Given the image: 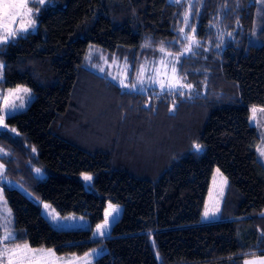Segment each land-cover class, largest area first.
Instances as JSON below:
<instances>
[{"label": "trees", "instance_id": "trees-1", "mask_svg": "<svg viewBox=\"0 0 264 264\" xmlns=\"http://www.w3.org/2000/svg\"><path fill=\"white\" fill-rule=\"evenodd\" d=\"M35 9V28L0 44V89L32 92L0 128L4 174L28 194L4 189L15 243L62 257L103 250L91 264H236L264 254V190L250 166L258 137L247 122L249 106L264 107V0L191 3L186 23L199 46L177 61V77L192 85L183 95L121 89L90 68L125 61L131 82L141 64L180 54L183 2L45 0ZM85 135L102 146L80 142ZM213 167L226 179L219 219L201 223ZM36 200L87 226L54 228ZM106 201L120 214L92 238Z\"/></svg>", "mask_w": 264, "mask_h": 264}, {"label": "rangeland", "instance_id": "rangeland-1", "mask_svg": "<svg viewBox=\"0 0 264 264\" xmlns=\"http://www.w3.org/2000/svg\"><path fill=\"white\" fill-rule=\"evenodd\" d=\"M168 1L174 2V0H168ZM179 1L185 4V11L183 13L184 25L181 28L183 29V32H180L179 34L181 38V44L179 45L181 49L180 54L171 55L169 53H161V55L155 61H149V62L141 64L139 68L137 69V71L135 72L134 79L131 82L128 81V75H127L128 64L125 61H118L116 59H112V60L100 59L101 56H98L97 59H100V61L97 60L95 62V65L91 64L90 68L99 74L105 75L108 79H110L111 81L119 85L121 89L132 90V91H137V92H146L148 90H152V88H156V92H157V91H162L160 87V82L163 81L165 84V88L163 90L169 91L168 85L170 83L176 84L177 80H179L176 73L173 74L172 72V65L173 63H175V66L177 69V61H178L179 55L188 53V51H185V49L189 46L191 42V38L193 37L191 29L187 28L185 15L187 14L188 16L189 12L187 10L189 9V7L191 6V3L194 0H179ZM26 3H27V7L31 8L33 15H34V12L36 11L35 7H33V4H35L36 6H41L38 3V0H26ZM13 11H16V10H13ZM24 11H26V9ZM33 15L32 16H27V15L19 16L18 15L15 21H13L11 18H5L3 20V23L7 24L9 30L16 29L17 33H19V29H21L23 26L28 25V21L30 19L33 20ZM29 29L33 30L34 28H31L29 26ZM5 32L6 30L0 27V35H4ZM185 37H188V39L186 40ZM11 39L12 38H10V40ZM195 46L196 44H191V49L193 50ZM92 50H96V48L89 45L86 51L87 57L89 58L93 57L92 54L97 55V53L92 52ZM162 60L165 63H161ZM0 77H1V63H0ZM138 77L143 81V83L138 82ZM121 80H124L125 84H127L128 87L121 86L120 84ZM179 83L182 84L180 80H179ZM133 84L136 85L135 89L131 87ZM18 88L28 89L29 91L27 93H24L23 91L14 92V90ZM188 89L189 91H191V88H188V87L180 88L179 91H183V90L185 91ZM31 98H32V92L26 86L17 85L14 87L1 88L0 89V116H4L5 118L6 116L12 113L25 109V107L30 102ZM20 104H23L24 106L22 108H17L14 111H9V109L13 105L18 106ZM253 109H255V111H253ZM247 122L248 124L254 126L256 135L258 137V140L254 147V156L250 158V166H251L252 171L256 175L262 189L264 190V107L249 106ZM0 128H6V127H4V125H0ZM10 130L11 132L15 134V131L13 129H10ZM88 137L89 136L85 135V140H82V139H78V140L93 148H98L102 146L101 142H98L96 140H89L87 139ZM5 153L6 151L0 147V155H4ZM36 169L37 168L33 169V174L38 177L42 176L43 173L41 171L37 173ZM85 176H90V175L87 173H81L79 175V179L81 183L83 184L84 188L89 189L91 185V179L86 180ZM225 186H226L225 177L218 170L217 167H213L210 173V176H209L206 192H205L204 199L202 202V206H201V210L199 214V222L207 223V222L217 221L219 219V208H220ZM5 188H15L21 191L23 194L28 196V194L24 191V188L21 185V183H18L16 180L8 178L7 176H5L4 171H3L2 174H0V215H6L9 213V209L4 199V189ZM36 201L38 203L40 214L54 228H60V229L84 228L87 226V220L82 215H78V214L60 215L54 210V208L49 203L40 201V200H36ZM45 205H47L48 207H45ZM113 209H115V211H113ZM120 209L121 207L119 205L106 201L104 205L103 213H102V219L100 222H98L96 225L92 227L90 237L98 238V237L107 235L111 224L119 216ZM206 211L209 213L207 218L205 217ZM106 219L108 223L106 227L103 229L104 234L100 235L98 233L97 226L104 225ZM0 223H3L2 219H0ZM9 230H10V227H9ZM3 234H4V230L0 228V236H2ZM19 245L23 246L24 244H19ZM14 246L15 245H11V246L9 245L10 248ZM2 247L3 245H0V248ZM32 249L37 250V252L35 253L37 257L41 255V250L43 252H47V250H49V249H42V248H32ZM102 252L103 250L96 247V248H92L85 252V254H90L87 257H85V254L81 256L72 255V256H67V257L56 256V255L55 256L58 258H62V260L59 261V264H71L72 261H74L75 264H91L92 260L98 257L99 255H101ZM29 255H32V254H29ZM261 256H264V254L245 257L241 259L240 261H238L236 264H245V261L256 260ZM5 264H6V261H5ZM25 264H27V260H25Z\"/></svg>", "mask_w": 264, "mask_h": 264}, {"label": "snow or ice", "instance_id": "snow-or-ice-1", "mask_svg": "<svg viewBox=\"0 0 264 264\" xmlns=\"http://www.w3.org/2000/svg\"><path fill=\"white\" fill-rule=\"evenodd\" d=\"M48 2L50 3L51 0H48ZM174 2H179V0H174ZM38 3L40 5H44L45 4V0H38ZM36 5L33 4V7H35ZM26 9V11H24ZM16 10V11H13ZM32 16V10L31 8L27 7V3L26 0H0V27L4 28L6 30L4 35H0V44H3L6 41H9L10 38H13L17 35V30L16 29H8L7 24L3 23V20L5 18H11L13 21L16 20L17 16ZM188 19L187 14L185 15V20ZM29 26L31 28H35V21L34 20H29L28 21V25L23 26L21 29H19V32L22 34L23 32H27L29 30ZM193 33L195 32V29L192 30ZM180 32H183V29H180ZM185 39L187 40L188 37H185ZM191 44H196L197 46H199L198 41H196L195 36H193L191 38V42L189 44V46L185 49V51L190 52L191 49ZM147 46V45H146ZM161 51L163 52L164 49L161 48ZM161 63H165L163 60L161 61ZM103 70V69H101ZM172 72L173 74L176 73V66L175 63H173L172 65ZM115 79V77H114ZM138 82L139 83H143V81L138 77ZM121 86L123 87H128L127 84H125L124 80L120 81ZM133 89L136 88V85L133 84L131 86ZM160 87L163 90L165 88V84L163 81L160 82ZM183 87H188L191 88L192 85L188 84V85H184L179 83V80H177L176 84H169L168 88L169 91L172 94H176V92H179L180 95H183L182 91H179L180 88ZM23 91L24 93H27L29 90L28 89H16L14 90V92H21ZM7 99V98H5ZM24 105L20 104V105H13L9 111H14L17 108H22ZM253 111H255V109H253ZM0 125H4V116H0ZM4 127H6V125H4ZM199 145H196V148L199 149ZM3 172V166L0 165V174H2ZM36 172L39 173L40 169H36ZM86 180L91 179L90 176H85ZM45 207H48L47 205H45ZM111 207V206H110ZM113 211H115V209H113ZM209 215V213L206 211L205 212V217L207 218ZM214 215V213H213ZM11 214L10 211L8 214L6 215H0V219L3 220V223H0V228H2L4 230V234L2 236H0V245H3L2 248H0V264H25V260H27V264H59V261L62 260V258H58L55 256V253L53 250L49 249L47 250V252H43L41 250V255L39 257H37L35 255V253L37 252V250L32 249L30 247V245L28 244H24L23 246L16 244V240L17 239H22V237H19L17 233H15L14 231H10L9 227L12 223V220L10 218ZM107 216V214H106ZM108 221L107 219L105 220V224L104 225H98L97 226V230L98 233L100 235H103V229L106 227ZM15 245L14 247H9V245ZM32 254V255H29ZM90 254H85V257H87ZM71 264H75L74 261L71 262ZM245 264H264V256L259 257L256 260H249V261H245Z\"/></svg>", "mask_w": 264, "mask_h": 264}]
</instances>
